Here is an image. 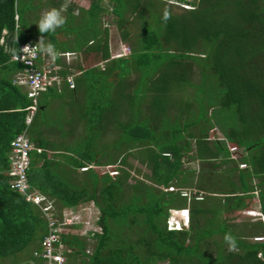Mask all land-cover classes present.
I'll list each match as a JSON object with an SVG mask.
<instances>
[{"label":"trees","instance_id":"obj_1","mask_svg":"<svg viewBox=\"0 0 264 264\" xmlns=\"http://www.w3.org/2000/svg\"><path fill=\"white\" fill-rule=\"evenodd\" d=\"M35 1L0 0V259L32 246L28 264H44L34 251L41 249L48 220L12 186L8 173L11 142L26 131L42 148L31 152L33 187L54 199L60 210L89 203L98 209L87 232L60 231L71 249L67 264H78L80 257L82 264H264V241L249 239L264 235V220L238 225L228 215L242 210L258 191L264 216V190L252 183L253 177L264 176V0H180L188 5L180 12L171 5L161 9L158 0H90L89 7L80 6L88 35L79 46L77 29L69 24L67 30L39 32L29 13ZM108 10L117 16L125 41L133 34L127 13L141 22L137 45L126 56L113 57L110 51L109 29L101 24ZM166 11L170 18L165 21ZM71 15L76 16L68 12L65 18ZM68 34L75 42L63 39ZM41 35L59 52L80 51L77 63L59 69L63 77L80 74L73 87L66 81L63 90L50 86L41 91L34 108L33 98L17 82L26 65L13 59V50L28 40L38 43ZM57 62L62 63L61 57ZM197 66L199 83L192 80ZM133 73L138 76L130 80ZM48 91L71 107L72 117L50 123L49 101L41 98ZM207 101L216 102L227 119L226 135L233 146L246 151L240 157L243 167L217 140ZM79 103L84 109L77 114ZM66 124L70 129H64ZM49 126L62 137L82 129L73 142L75 151H69L74 145L51 140L44 129ZM111 134L116 135L108 140ZM187 156L201 160L205 170L219 160L221 171L216 169L214 176L222 175V183L203 184L206 191L222 195L218 203L207 206L184 194L194 181L181 176ZM133 158L144 166L136 174ZM232 160L234 165L222 169ZM93 165L115 168L101 173ZM85 166L90 167L80 171ZM175 186L181 189L166 190ZM186 206L192 214L190 227L169 230L172 209ZM83 223L80 219L73 225L81 230L87 226ZM229 231L236 238L235 251H229L224 238L213 237Z\"/></svg>","mask_w":264,"mask_h":264},{"label":"rangeland","instance_id":"obj_2","mask_svg":"<svg viewBox=\"0 0 264 264\" xmlns=\"http://www.w3.org/2000/svg\"><path fill=\"white\" fill-rule=\"evenodd\" d=\"M189 1H194V0H189ZM35 2H36V4H35L36 8H32L29 12L30 13V19L32 18L31 22H34L35 24H37V22L39 21V19L41 17L42 12H44L45 10H48L52 7H55L57 9H61L64 17L66 16V13L71 12V13L75 14L76 16L71 15V16L66 17V23L64 26H62V28H63V30L64 29L67 30V26L69 24L74 29H77L74 31L75 32L77 31L76 33L80 37V40L76 42V45L79 46L82 43H84L88 34H87V31L84 30L83 28L86 26V22H88V21H87V17H85L84 14L82 15V11H81L80 6L85 7V8L89 7L90 6V0H36ZM156 4L160 5L161 9H166L167 7H169V5H171L170 7L175 12L176 11L180 12L183 10V8L188 7V5H186L185 3H183V2L181 3L180 0H158V2ZM127 17L131 19L127 25H128L129 30L133 33L130 37L131 38L130 41H125L122 39L118 18L111 10H108L102 14V19H101L102 29H104V28L109 29L110 51H111L113 57L119 58L121 56L123 57V56L130 54L133 50V47L135 45H137V40H138L137 38L141 34V31H142L141 22L139 20L135 19L134 16L132 17L131 12L127 13ZM133 19H134V22H132ZM68 30H70V28H68ZM60 35L58 34V39L62 40L61 39L62 37H60ZM63 39L72 40L73 42H75L73 34H68V35L64 36ZM71 52H68V51L61 52V53L66 54V55L61 56V62L62 63H58L57 60H55V62H53L49 57L44 55L45 61L49 62V63L52 62L51 66L56 65L57 68H59V69L63 68L64 65L71 66V65L77 63V62H75V59L78 57L79 54L81 55L80 51H76V52L71 51ZM78 63H80V62H78ZM59 69L57 70V73L60 76L61 80H60V82L59 81L55 82V86H57L59 90H63V89H65V84H66L65 82L66 81H67L66 85L71 86L70 82L68 81L69 77L73 78V81H74L73 86H75L76 85L75 77H76V75L80 74V71H78L76 73L68 74V75H66V77H63L59 73ZM196 70L197 71L195 72V75L193 76L194 78L192 80L196 83H199V81L201 79L200 78V76H201L200 66H197ZM137 76H138L137 73H133L131 75V78L130 77L129 78H130V80H132V79H135ZM20 85H23V84H20ZM189 88H190V86H189ZM188 93L190 95H192L191 91H188ZM67 94H70V92H67L65 94V96L63 97V99L66 101L68 100ZM82 95L83 94H81L80 98L83 97ZM55 96L56 95H54L50 91H48L47 93H43L41 95V98L43 100L49 101L46 112H47V115L50 119V123L51 122L53 123L54 121H57V120L65 119L66 116L68 118L73 116L71 113V110H72L71 107L67 106V103H62L64 101L58 100L57 98H55ZM85 96L87 98V95H85V94H84L83 98H85ZM122 101L123 100H121V102ZM206 103L209 106L210 115H211L212 121L214 122V125H215V127H214L215 131L214 132L216 134L217 140H219L221 143H224L227 146V148H230V155L229 156L231 158H234L235 160H237L240 167H243L244 165L242 164L240 157L246 151L243 148L237 149L236 147H234L232 142L227 137L226 133L228 132V129H229L228 122H227V119L223 116V114H222L219 106L217 105V103L212 102V101H210V102L207 101ZM120 107H125V106H120ZM83 109H84L83 103H79L76 106L75 112H77V114L78 113L80 114L83 111ZM76 120H74V121L72 120L71 124L75 123V126H77ZM44 129H45V133L48 134V137L51 140H54V141L59 142V143L66 142L69 145H74L73 144L74 141L78 142L79 141L78 136H80L82 133V129H76L74 133H72V134L69 133V134H66V137L65 136L62 137L60 130L57 128H53V127L49 126L47 128L45 127ZM64 129H66V130L70 129V124H66L64 126ZM61 132L63 133L62 130H61ZM113 135L114 134L108 135L106 138L108 140H110L111 138H113ZM211 139H213L212 136H211ZM103 147L106 148V146H103ZM75 149H76V146L74 145V146H71V149L69 151L74 152ZM49 151H50L49 155H54L52 150H49ZM108 155H109L108 153L104 154V156H108ZM56 158L64 161L62 155H58ZM133 160H134V161H132L133 169L131 171H132V173L136 174V172H138V169H144V166L140 161H138V159L133 158ZM197 162H198L197 159L190 158L188 156L185 157L184 158V164H183L185 170L184 169L182 170L181 176L182 175L186 176L187 179H188V177L193 178L194 179L193 183L200 182V183L207 185V186H211L214 184L219 185L220 183H222L221 182L223 179L222 175L214 176L215 174L212 171H210V169H212L211 167H208L207 168L208 171H207L204 168H202L203 166L201 164L198 165ZM216 162L219 163V160H216ZM218 163H216V164H218ZM232 165H234L233 160H232V162H229L228 164H224L222 166V169L227 168V167L232 166ZM88 167H90V166H88ZM92 167L101 173H105V172H108L111 169L115 168V165H103V166L93 165ZM188 168H190V170H187ZM202 169H204V170H202ZM216 169H218V168H216ZM216 169H214V171ZM83 170L84 169L80 168V171H83ZM141 171L142 172H141L140 176H144V171L143 170H141ZM220 171H221V169H220ZM236 171H238V170H236ZM110 173H111V171H110ZM262 179L264 180V176H260V178L253 177V179H252V183L253 184L256 183L258 185L257 186L258 190H264V183L262 185H260ZM219 180H220V182H218ZM175 189L178 190L181 188L175 186V187L167 188L166 190H175ZM185 191L188 192L189 196H191L192 193L198 192V190L194 189L192 186L189 188V190H185ZM254 193L255 192H253V194ZM41 194H43V193L41 192ZM202 195L204 197L203 199H206L205 202L208 203V201H207L208 195L206 194V191L203 192ZM255 196H257L259 199V192L258 191L256 192V195L254 194L253 199L252 198L246 199L247 206H245L242 210L236 211L232 215L231 214H228V215H230L231 217H238L239 219L237 221L245 220V219H251L250 216L252 217V215L248 213L247 208H250V206H249L250 203L253 204L252 205L253 207L255 206V202L258 201L257 198L255 199ZM51 200L55 204L56 215L59 216V215L63 214L62 216H60V218H63V225L61 227L66 232L72 230L73 232H76V233H83V232L85 233V232H87V230L89 228H92L94 226V222L96 219V214H97L98 209L95 207V205L93 203L81 205V206H78L77 208H75V207L74 208L64 207V208H61V210H60L56 201L54 199H51ZM176 206H178V205H176ZM258 207H259V205H258ZM75 209L77 210V212L73 211ZM259 209H260V207H259ZM174 210L175 209L172 210V215H174V217L178 219L179 218V212L176 211L174 213ZM253 218H254V222H255V220L258 217H253ZM80 219L82 221H84L85 224H87V226L85 225L83 227V229H81V230L78 228H75L73 225V223H76ZM238 225H239V223H238ZM247 225H248V223H247ZM90 230H92V229H90ZM259 236H263V235H259ZM213 237L216 238L218 241H221L224 238V234L218 233L217 235H214ZM249 239L252 241H255L256 236L252 235L249 237ZM225 245L228 246L227 243ZM213 246H215V245L213 244ZM32 249H33L32 246H28L24 250H22L21 252H19L18 254L14 255V256H11V257L5 258V259H0V264H28V263H30V260H31V258L28 256V254L30 252H32ZM216 250H217V246L214 247L213 252L215 253ZM77 259L78 258L76 257L75 260H77ZM77 261H78V264H82L81 257ZM74 262L77 264L76 261H74ZM158 264H168V261H161Z\"/></svg>","mask_w":264,"mask_h":264},{"label":"built area","instance_id":"obj_3","mask_svg":"<svg viewBox=\"0 0 264 264\" xmlns=\"http://www.w3.org/2000/svg\"><path fill=\"white\" fill-rule=\"evenodd\" d=\"M3 40V39H2ZM37 42L28 40L20 43L16 55L13 59L22 62L26 65L25 74L17 80L18 84H23L27 89L29 97L33 98L36 108L38 96L41 91L47 90L50 86H55V82L61 80L57 73V66H51V63L45 61L44 54L39 51L36 52L35 58L32 59L31 64L25 63L23 60L18 59V56H23L20 52L25 45L35 46ZM55 62V61H54ZM68 81L73 87V78L69 77ZM32 115L27 116V123H30ZM41 148H37L29 138L26 131L18 134L11 142V150L9 154L10 167L8 173L11 176V183L14 188L24 194L28 201L39 206L44 217L48 220V233L41 240V249L35 250L34 255L41 260L44 264H67L68 257L66 252L71 251L67 245L61 240L60 231H62L63 221L56 215L55 204L47 196L39 193L31 184L29 178V171L31 168V152ZM82 169H88L87 166ZM188 195L187 192H184ZM201 197V196H200ZM255 210H248L249 214H254ZM264 220V216H261ZM177 223H170L169 228H174ZM258 241H264V235L256 237Z\"/></svg>","mask_w":264,"mask_h":264},{"label":"clouds","instance_id":"obj_4","mask_svg":"<svg viewBox=\"0 0 264 264\" xmlns=\"http://www.w3.org/2000/svg\"><path fill=\"white\" fill-rule=\"evenodd\" d=\"M169 18H170V15L166 11L164 14L165 21ZM65 23H66V18L62 14V10L52 7L42 12L41 17L39 21L37 22V25H38L39 32L41 34H45L49 32H55L57 28L64 26ZM37 51L49 57L53 62L57 60L58 58H60L61 56L66 55L65 53L59 52L56 49L55 45L52 44L51 42L45 43L44 37L43 35H41L39 42L36 43L35 46L25 45L22 49H20V52L23 53V56H18L17 58L23 60L27 64H31L32 59L35 58V54ZM68 52H71V51H68ZM13 55L14 56L16 55L15 50H13ZM189 197H190L189 200H191V198H195L196 200H203L204 198L200 191L192 193L191 196ZM248 210H253V209H248ZM176 211L179 212V218L178 219L175 218L174 215H172V211H171L167 219V228L169 230H183L185 228H189L191 225V221H192V214H191L190 207L186 206L183 208L175 209L174 213ZM255 211L256 212L254 214L252 213L251 215L253 217L261 218L262 213L260 209L255 210ZM173 222L177 223V226L174 228H169L170 223H173ZM224 240L229 246V251H235L237 249L236 238L232 235L231 231L225 233Z\"/></svg>","mask_w":264,"mask_h":264},{"label":"crops","instance_id":"obj_5","mask_svg":"<svg viewBox=\"0 0 264 264\" xmlns=\"http://www.w3.org/2000/svg\"><path fill=\"white\" fill-rule=\"evenodd\" d=\"M198 160V162H197V164L198 165H204L203 164V162L201 161V160H199V159H197ZM212 172L214 173V169H216V168H218L217 170L218 171H220V165H218L217 164V167H215V163H218V162H216L215 160H213L212 161ZM197 169V168H196ZM215 174V173H214ZM193 182V181H192ZM193 187L194 189H196V190H198V191H200V192H205L206 190H207V187L205 186L204 188H203V184L199 187L198 185H197V182L196 183H192V185L191 184H189L188 185V187ZM206 189V190H205ZM37 191V190H36ZM213 191V190H212ZM38 192V191H37ZM206 194L208 195V199H207V201H208V203L206 202V205L207 206H212V205H214V202L215 203H218L219 202V199H218V197L219 196H221L220 194H218V193H214V192H209V191H206ZM255 195H256V192L254 193ZM46 196V195H45ZM48 198H49V196H47ZM258 199V197L257 196H255V199ZM50 199V198H49ZM52 199V198H51ZM206 199H204V200H200V201H198L199 203H201L202 201H205ZM260 205V200L258 199V201L257 202H255V206L254 207H251V209H253V210H258L259 209V207H258V205ZM257 205V206H256ZM239 211V210H238ZM250 218L252 219H245V220H239V221H237L239 218L238 217H234L233 218V220H234V222L236 221V223L238 224V223H240L241 221L243 222V223H248V225L250 226V224L252 223V222H254V218H253V216L251 217L250 216ZM236 223H234V224H236ZM31 261V260H30Z\"/></svg>","mask_w":264,"mask_h":264}]
</instances>
